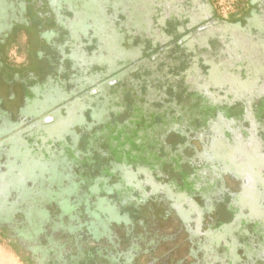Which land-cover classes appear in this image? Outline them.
I'll use <instances>...</instances> for the list:
<instances>
[{
	"label": "flooded vegetation",
	"instance_id": "af4514ba",
	"mask_svg": "<svg viewBox=\"0 0 264 264\" xmlns=\"http://www.w3.org/2000/svg\"><path fill=\"white\" fill-rule=\"evenodd\" d=\"M59 1L49 0L48 4L44 2L46 8L39 12L40 9L37 8L44 7V4L39 6L37 1L30 5L27 0H0V74L5 73L8 78L5 81L0 80V90L3 89L1 84L10 86L18 82L15 81L17 74L23 72L37 58L42 61L47 55L50 56L45 59L47 66L44 69L47 67L49 72L52 71L50 74L46 73L43 79L18 82L27 88L29 96L21 97L15 92V95L3 98L0 94V216L5 219L0 220V246L11 250L21 264H174L169 262L166 247L161 248L165 254L156 256H147L144 252L138 258L135 252L134 256L127 255L129 248H135V238L127 234L129 221L124 222L123 217L130 210V206L127 207L128 198H133L132 194H135L144 175L139 176L137 167L128 166L123 160L112 162L110 151L103 150L100 146L104 140L116 141L127 151L128 146L137 148L142 144V139L157 135L158 126L152 127L149 119H145L153 113L141 118L148 126L151 125L149 130H142L144 125H134L133 130H129L131 127L117 130L110 120L112 112L124 110V95L136 90L138 78H143L144 84L148 85L145 77L159 75L158 72L165 74L166 67L148 65L142 55L136 60L128 59L127 63L125 61L124 64L112 66V71L108 67H101L100 64L108 66L106 61L111 56L110 36L113 33L116 43L113 41L112 44H117L118 50L119 46L126 48L131 42H136L131 52L140 50L141 54L142 36L140 33L132 34L134 37L129 41L127 37L118 41L117 35L123 31L118 29L111 33L110 30L112 24L116 25L112 21L115 17L110 19L107 16L103 22H84L83 18L75 16L82 13L83 3H80L77 12L73 11L72 17H68L57 10L61 6ZM61 1L75 3L74 9L79 3V0ZM168 1L175 8L176 14L167 16L158 12V15L165 19L164 27L170 43L156 47L151 37H147L146 45L156 50L163 47L169 54L168 50L177 40L183 47H176L175 55L187 56V59L182 60L188 64L194 56V51L187 49L189 42L198 43L202 34L213 35L215 28L242 31L252 15L258 16L257 11L250 10L252 1L246 9L240 12L237 9L229 19L217 15L212 0H156L164 5ZM95 3L98 4L96 1ZM103 3L107 4L108 0H103ZM30 9L38 10L40 15L30 16ZM147 22L144 17L143 23ZM88 34H91V40L85 45L81 38ZM182 38L186 41H181ZM10 52L16 59L12 57L14 63L8 59ZM43 56L45 57L42 59ZM79 59H84L82 62L88 60V64L78 66V76L75 73L67 76L65 70L72 72V66ZM128 77L132 81L127 80ZM163 77L168 78L165 75ZM171 83L173 81L155 82L156 93H163L162 88L166 85L169 89ZM46 88L50 89L49 93L53 92V99L43 92ZM141 99L142 97L139 100ZM169 99L171 100L167 96V100ZM52 100L56 102L51 105ZM159 100L165 101L162 97ZM19 103L24 105L17 106ZM61 109L76 113L72 116L64 113L62 116ZM80 110H84L83 113ZM72 118H78L80 122L70 127L69 138L62 137L66 138L65 145L62 140L46 134L49 126L67 122ZM160 127H166L163 137L170 134L165 122ZM146 131H149V135ZM106 134L108 138L105 137ZM127 136H136L137 145L125 146ZM99 137L103 139L98 140ZM50 138L54 142H47ZM93 153L100 155L102 161H107L106 166L114 172L113 176L101 177V170L93 172L87 165L89 156ZM77 156H80L79 160L76 159ZM84 161L87 163L86 168L83 167ZM104 162L102 168L105 167ZM125 175L128 177L129 187L121 188ZM92 177L94 180L89 185ZM104 179L107 182H103ZM8 207L15 212L11 219L8 218ZM50 207L53 208L52 211ZM110 217L114 220H110ZM101 219H106L104 230L101 228ZM117 221L122 224L120 229L123 231L112 238L114 242H109V229ZM224 224L225 222L217 223V229L222 231ZM124 236L130 241L125 246L117 243ZM241 239L240 247L244 251L242 244H248L246 239L250 238L248 236ZM178 243L179 241L175 242ZM204 259L205 264H221L220 259L213 261L207 255ZM193 263L183 261L180 264Z\"/></svg>",
	"mask_w": 264,
	"mask_h": 264
},
{
	"label": "rangeland",
	"instance_id": "374dc122",
	"mask_svg": "<svg viewBox=\"0 0 264 264\" xmlns=\"http://www.w3.org/2000/svg\"><path fill=\"white\" fill-rule=\"evenodd\" d=\"M36 1L39 6H42L46 0ZM95 1L79 0L78 7L74 9L75 3L68 1L66 3L60 0L61 6L57 10L62 11L64 16L72 17L73 11L77 12L80 9V3H83L81 6L82 13L78 14L79 16L75 14V16L83 18L84 22H103L107 16H110V19L115 17L112 21L116 22V25L112 24L110 30L111 33L118 29L123 31L122 34L117 35L118 41L125 37H132V34L140 33L142 36L141 43L146 44L150 37L156 47L170 43L169 35L166 32V27H164L165 19L158 15V12L167 16L176 14L175 8L169 1L165 5L156 2V0H108L107 4H104L103 0ZM212 1L215 12L225 19H229L238 9L236 7L238 0ZM33 2L34 0H29L30 5ZM252 3L250 10L257 11L258 16L252 15L242 31H231L220 27L214 29L213 35L202 34L197 41L198 43H194L195 45L192 42L188 43L187 49L194 51V56L189 61L190 66L187 62L181 63L179 57L174 55L175 63L169 66L174 79H166L163 77L164 73H157L163 77L157 81H173L174 91H171L172 87L168 89L165 85L166 89L162 88L163 93L154 94V91L151 90L152 87L147 93H144L145 81L143 78H138L136 87L141 91L142 99L139 100L140 96L136 98L134 91L127 92L124 95V110L112 112L110 121L115 129L127 130L131 127L129 130H133L134 125H144L143 127L149 130L151 125L152 127L158 126L157 138L162 140V142H158L157 139L151 137L153 143L156 144L146 147L143 144L137 146L136 157L143 158L145 156L146 166L140 164L139 160L131 159L130 162L125 160V163L129 165L135 164L137 161L136 170L139 172V176L144 175L141 184H139L141 187L138 185L135 194H132L133 198L129 200L126 196L129 202L127 207L130 206V210L124 215L125 218L123 217L124 222L129 221L127 234L135 238V248L130 249V252H135L136 258L143 252L147 256L165 254L161 249L162 247L167 248L170 257L169 262L172 261L174 264H180L183 261L205 264V255L210 256L213 261L220 259L221 264H249L255 260L260 262L264 258V248H260L253 240L246 239L249 242L242 244L244 251L240 247L241 238L246 236L243 232L249 229L248 235L252 234L257 240L258 238L252 233L253 229H255L256 224L264 225V101L260 102L264 99V0H252ZM45 8L46 6L37 9H40L39 12H41ZM104 9L105 11H103ZM32 11L38 14V10L30 9V16H33ZM144 17L147 18V23H143ZM201 21L203 22V20ZM112 29L114 30L112 31ZM110 38L112 49L110 50V59L106 61L108 66L99 63L101 67H108L107 69L110 70L112 66L124 64L125 61L127 63L128 59L136 60L141 55L143 58L147 57L145 51H142V54L140 50H135L136 54L131 52L134 50L136 42H131L126 48L119 46L120 49L118 50L117 44H112L115 40V34L113 33ZM90 40L91 34L81 38L85 45ZM181 41L184 42L186 39L182 38ZM107 46L110 45L107 44ZM10 54L8 59L12 61V52ZM13 58L15 59V57ZM47 58L50 56L47 55L42 61L38 58L36 60L38 62L34 60L28 68L17 74L15 81L22 83L28 79L32 81L46 77V73L52 72H49L47 67L44 69ZM83 60L79 59L74 63L72 72L65 70L67 76H71V73L78 76L80 74L78 66L88 64V60L82 62ZM166 61L172 63L170 60L161 58L155 63L148 62L147 64L166 65ZM12 62L14 63V61ZM184 69L187 73L180 77L181 70ZM175 76L184 79L181 80ZM145 78L150 86L152 78L149 75ZM6 79L8 78L5 73L0 74V80L5 81ZM182 81H184V86ZM18 82L10 86L1 84L3 86V89L0 90L1 97L9 98L10 95H15V92H18L21 97L29 96L30 93L27 88L22 87ZM178 84L183 88H188L189 92L196 91L201 94V97L209 98L214 106H223L224 103H229V115L231 114L230 117L234 115V117L222 119L221 125L213 122L210 128H206L207 130L205 129L202 133L204 137L202 136L200 143L190 131L179 133L174 130L173 133L170 132L163 137L166 127H160V125L167 114L170 117L176 116L177 108L183 107L189 101L192 103L190 98L185 99V95H181L183 88L178 87ZM21 91H23L22 94ZM49 91L50 89L46 88L43 92L49 94L53 99V92L49 93ZM167 96L171 100H167ZM144 97L146 98L143 101ZM161 97L165 101L161 102L159 100ZM193 101L195 102V100ZM54 102L56 101L52 100L51 105ZM20 105L22 106L24 103L17 104V106ZM253 106L255 109L258 108L256 110L259 116L253 110ZM141 108H144L147 113L153 112V115L147 117L151 123L150 126L146 121H141L144 116L139 112ZM60 111L62 116L64 113L69 116L76 113L69 109L66 111L61 109ZM83 111L80 110L82 113ZM185 111L188 116V114H194L196 108L186 107ZM179 116L183 118V113ZM235 116L239 118V122L235 121ZM199 119L198 116L191 118L193 126L197 128L202 126ZM79 122L78 118H72L67 122L49 126L44 131L48 136L62 140V144L65 145L66 138L62 139V137L67 136L69 138L70 127ZM186 122L180 118L174 120V128L184 129L189 121ZM222 126L230 133L232 139L230 142L228 141L229 138L222 140L220 136L224 133ZM148 132L146 131L149 135ZM105 137L108 138V135L106 134ZM102 139V137L98 138V140ZM51 140L54 142L52 138L47 142ZM148 143L150 142L145 144ZM100 146L101 149L110 151V158L114 160L120 158L115 153L116 150L126 152V149L120 147L116 141L106 142L104 140ZM150 150L152 151L151 154ZM153 150L156 151L154 156ZM197 154L199 157H196ZM120 155L127 156L126 153H120ZM89 157L88 164L85 161L83 163L84 168L87 164L93 172L101 170V177L113 176L114 172L109 169V166H106L107 161H102L103 158L100 155L93 153ZM76 159L79 160L80 156H77ZM102 162L105 163L104 168H102ZM91 179L89 185L94 180L93 177ZM127 179L128 177L125 175L121 188L129 187ZM103 182H107V179H104ZM230 205L232 211L229 209ZM8 208V218L11 219L15 212L12 208ZM50 209L52 211L53 208L50 207ZM134 212L136 215H133ZM0 220L5 219L0 216ZM110 220H114V218L110 217ZM118 222L114 223L111 229L108 228L117 235L123 231L120 229L122 224ZM224 222L222 231H219L216 224ZM101 228L102 230L105 229L104 226ZM101 232L103 233V231ZM123 234L125 233L123 232ZM177 241H179V245L175 244ZM117 243L125 246L130 244V241L124 236ZM247 245L252 246V248L254 246L255 252ZM111 247L114 251L113 244ZM0 264L21 263L11 250L5 246H0Z\"/></svg>",
	"mask_w": 264,
	"mask_h": 264
},
{
	"label": "trees",
	"instance_id": "16d2710c",
	"mask_svg": "<svg viewBox=\"0 0 264 264\" xmlns=\"http://www.w3.org/2000/svg\"><path fill=\"white\" fill-rule=\"evenodd\" d=\"M35 2H36V0H34ZM49 0H46L45 1V4H48L49 2H48ZM251 1L252 0H238L237 1V4H236V7L239 9V12L240 11H242V10H244V9H246L247 7H249L250 5H251ZM213 2V1H212ZM27 3L29 4V0H27ZM45 4H44V6H45ZM33 12V11H32ZM217 13V12H216ZM38 15H40L39 13L38 14H36V13H34L33 12V16L35 17V16H38ZM218 15V14H217ZM32 16V17H33ZM134 37V36H133ZM133 37H129L128 38V40L127 41H129L130 39H133ZM172 42H174V41H172ZM185 44V43H184ZM174 46L173 47H171L169 50H168V52H169V54L167 53V52H165L166 50H164L163 49V47H158V49L156 50V49H152V48H150V46H148V45H146L145 43H142V51H145L147 54V57H145L146 59H147V61H158V60H160L161 58L162 59H165V60H170V61H172V63H169V61H166V65H163V66H165L166 67V69H164V70H166L167 72L164 74L165 76H167L168 78H173L174 79V76H173V72L171 73V71H170V69H169V66L171 65V64H173V63H175L174 62V59H173V56L175 55V51L176 50H174V52H172V50L173 49H176V47H183V44H181V43H178V41L177 40H175V42H174V44H173ZM149 48V49H148ZM149 50V52H148V50ZM160 51H162V52H160ZM172 53V55L170 56V54ZM168 54V55H167ZM174 54V55H173ZM154 55H156L155 56V58H154ZM176 56V55H175ZM172 57V58H171ZM160 58V59H159ZM180 61H182L181 63H183V62H185V61H183L182 59H187V56H179V58H178ZM147 61H145V63H148ZM189 66H190V64H189ZM188 69V68H187ZM185 73H187L186 72V70L184 69V70H181V75H180V77L181 76H183ZM176 78H180V77H178V76H175ZM150 78H152L151 79V85L149 86V84L148 85H146L145 87H144V89H145V92L144 93H147V90H149L150 89V87H152L153 89H151V90H153L154 91V94L156 93V91H157V87L155 88V82H158L157 81V79H159L160 78V75H155V76H150ZM183 78V77H182ZM154 79V80H153ZM181 79V78H180ZM184 79V78H183ZM183 79H181V80H183ZM127 80H130V81H132V78L131 77H128L127 78ZM146 82L148 83V80L146 79ZM184 84V81H182V85ZM171 87H172V89H171V91H174V84L173 83H171ZM184 86V85H183ZM183 86H181L180 84H178V87H180V88H183ZM159 91H161L160 89H158ZM182 92L183 93H181V95L183 96V95H185V99H187V97H188V99L190 98L191 100H192V103H191V101H189V103L188 104H186L185 103V105H183V107H181V108H177V114H176V116H172V117H170V116H168V114H167V116L163 119V121L162 122H165L166 124H167V126H168V129H169V131H171V133H173L174 132V130H175V132H179V133H186V131L187 132H191V133H193L194 134V136H196V138H197V142H199L200 143V141L202 140V138L204 137V134H202L204 131H205V129L207 128H210V125H212V123L214 122V123H218V125L220 124L221 125V122H222V119H227V118H233L234 117V115L233 116H231L230 117V115H229V106H230V104L229 103H224V105L222 106V105H213L212 104V102H211V100L209 99V98H204V96L203 97H201V94H199L198 92H189V89L188 88H186V87H184L183 88V90H182ZM138 94V95H137ZM137 95V96H136ZM169 95V94H168ZM200 95V96H199ZM134 96L136 97V98H138L139 96L141 97V96H143L142 95V93L141 92H138V89H136V90H134ZM147 97V96H146ZM146 97H144L143 98V101L145 100V98ZM169 97V96H168ZM193 100H195V102L193 101ZM197 100V101H196ZM262 101H264V99L263 100H261L260 102H262ZM193 104V105H192ZM257 104H259V103H257ZM191 108V107H193V108H196V111L194 112V114H188V116H187V113H186V111H185V108ZM254 108H253V110L256 112V114L259 116V113L257 112V110L256 109H258L257 107H256V109H255V106H253ZM191 110V109H190ZM139 112H141L143 115H149V114H152V113H147V112H145L144 111V108H141V111H139ZM157 112V111H156ZM185 112V113H184ZM181 113H183V118H181L179 115L181 114ZM229 115V116H228ZM196 116H198L200 119V121L202 122V126L199 128H197L196 126H193V121L191 120V118H193V117H196ZM183 119L185 122L187 121H189L188 123H187V126L186 127H184V129L183 128H174V123H173V121L174 120H178V119ZM145 119H147V117L145 118ZM234 119H236L235 121H237V122H239V118L237 117V116H235V118ZM217 120V121H216ZM263 125V124H262ZM264 126V125H263ZM171 128V129H170ZM174 128V129H173ZM144 129H146V128H144L143 126H142V130H144ZM206 129V130H207ZM222 129H223V131H224V133L222 134V135H220L221 137H222V140L224 141V140H227L228 138H229V142H230V140H232L230 137H231V135H230V133L228 132V131H226V129L222 126ZM225 129V130H224ZM146 130H148V129H146ZM203 136V137H202ZM151 137H154V139H157V141L158 142H162V140H160L159 138H157V135L156 136H154V135H149V137L148 138H145V139H142V144H143V146H152V145H154V144H156V143H153V140H152V138ZM136 136H127V137H125V146L126 145H128V144H132V145H137V143H136ZM207 138V137H206ZM110 139L112 140V137H110ZM133 141V143H131V141ZM147 142H150V143H148V144H145V143H147ZM145 144V145H144ZM150 144V145H149ZM132 146H129V149L126 151V152H121V151H118V150H116V152L115 153H117L119 156H120V158L118 159V160H115V161H125V160H127V162H130L129 160H131V159H133V160H139L140 161V164H143L144 166H146V164H147V160H146V157L144 156L143 158H141V157H139V158H137L136 157V152H135V150H136V147H134V148H132V149H130ZM196 148V147H195ZM154 149V148H153ZM197 149V148H196ZM197 152H198V149L196 150ZM150 152V154L152 153V151L150 150L149 151ZM120 153H126L127 154V156L126 157H123V156H121L120 155ZM144 153V152H143ZM156 154V151L155 150H153V156ZM196 157H199L198 156V154H197V156ZM111 159V158H110ZM114 161V159H111V161ZM112 161V162H113ZM162 161V160H161ZM176 161V160H175ZM136 163H137V161H136ZM135 163V164H136ZM135 164H130V166L131 165H134V166H136ZM128 166H129V164H127ZM129 204V203H128ZM229 209H231V211L233 210L232 209V207H231V205L229 206ZM133 215H134V213H133ZM132 219V218H131ZM105 221H106V219H101V225L103 224V226H104V228H105V226H106V224H105ZM250 232V230L249 229H247L245 232H243L244 233V235H247V236H245V237H248L249 236V238L250 239H252L253 241H255L257 244H258V246L260 247V248H264V225L263 226H261L260 224H257V226L255 225V229H253V235L254 236H256L258 239L257 240H255V238L252 236V234L251 235H248V233L247 232ZM107 234V233H106ZM116 236H119V235H117V234H115L114 232L112 233L111 232V235H110V239H108L109 240V242H114V240L112 239V238H115ZM224 245V244H223ZM253 248H254V246H253ZM252 248V249H253ZM253 251L255 252V250L253 249ZM126 253H127V255L129 254L130 255V257L134 254V253H132V252H130V248H129V250H127L126 251ZM251 253H252V251H251ZM247 264V263H246ZM249 264H264V258L262 259V261H260V262H258L257 260H255L254 262H250Z\"/></svg>",
	"mask_w": 264,
	"mask_h": 264
}]
</instances>
